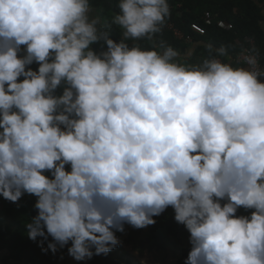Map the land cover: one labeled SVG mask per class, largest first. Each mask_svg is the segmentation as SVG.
<instances>
[{"label": "clouds", "instance_id": "9594fccd", "mask_svg": "<svg viewBox=\"0 0 264 264\" xmlns=\"http://www.w3.org/2000/svg\"><path fill=\"white\" fill-rule=\"evenodd\" d=\"M118 7L116 41L89 0H0V195L38 197L28 237L50 235L53 253L71 241L77 261L171 206L190 232L185 264H264V69L254 54L190 67L171 46H130L162 30L169 3Z\"/></svg>", "mask_w": 264, "mask_h": 264}, {"label": "trees", "instance_id": "16d2710c", "mask_svg": "<svg viewBox=\"0 0 264 264\" xmlns=\"http://www.w3.org/2000/svg\"><path fill=\"white\" fill-rule=\"evenodd\" d=\"M119 2L120 0H89L90 10L100 17L98 30L109 33L111 38L116 41L123 38V29L112 22L114 16L120 12ZM168 3L170 14L166 18L162 30L152 39H130L128 41L130 46L136 45L142 49H156L157 51H162L163 47L171 46L178 51V56H190L195 62L190 65L191 67L202 65L205 59L218 58L224 61L223 56H215L214 52H209V45L213 50L223 47L226 50V55L235 59L243 47L245 37L253 39L255 45L262 39L263 33L259 25L261 15L256 5L250 0H168ZM235 8L237 11L233 10ZM206 12L210 13L215 21L221 20L231 24L233 29L226 32L218 29L215 24L204 26L203 17ZM192 23L202 25L205 28V35L192 34L190 31ZM168 24L180 31L183 36H191L192 42L186 44L182 40L175 39L172 32L167 29ZM255 47V53L260 56V52L255 50ZM23 48L26 46H20V56H23L21 53ZM91 48L96 51L102 48L105 51L106 45L101 40L93 44ZM190 51H192L191 54ZM260 58L263 59L262 56ZM27 67L38 70L39 64L33 62ZM19 80L22 81L23 77H20ZM62 87L64 90L63 83ZM65 169L70 171V164L65 165ZM44 174L51 176L49 172ZM37 199L38 197L35 195L24 193L18 201L12 202L0 195V264H53L51 260L53 252L48 248L49 243H55L53 238L48 235L47 240L38 237L34 241L28 237L26 225L38 214V210L35 208ZM219 202L223 206L227 199ZM253 211L255 209L239 207L235 215L250 217ZM174 217L175 211L169 206L160 215L153 217L156 221L154 224L144 228H135L131 225L127 230L126 239L134 242L146 234L150 241V247L158 250H164L172 243L183 242L186 249L173 264H185L192 247L190 232ZM125 231L124 226V231H116L115 235H120ZM69 247H71V241L64 247L57 245L55 253L60 256H71L68 252ZM126 256L118 247L106 254H100V257L93 255L88 259L87 264H132Z\"/></svg>", "mask_w": 264, "mask_h": 264}, {"label": "rangeland", "instance_id": "374dc122", "mask_svg": "<svg viewBox=\"0 0 264 264\" xmlns=\"http://www.w3.org/2000/svg\"><path fill=\"white\" fill-rule=\"evenodd\" d=\"M94 50V49H93ZM96 51V50H94ZM104 51L99 48L96 52L100 53ZM22 55H26V48L21 50ZM177 63L185 64L190 66L195 62L192 61L190 56H177L175 58ZM63 92L62 84L56 89L55 94L61 95ZM126 231L120 235H116L120 243L116 245L112 250L120 247V249L127 255L126 258L130 260L132 264H173L178 256L186 249L183 242L172 243L171 246L165 248L164 250L152 249L150 247V241L146 234H143L137 241H128L127 230L130 228V224H124ZM93 253H95V248H92ZM95 255V254H94ZM100 257V254L98 255ZM89 258L81 261L75 260L72 256H60L53 253L51 260L53 264H87Z\"/></svg>", "mask_w": 264, "mask_h": 264}, {"label": "built area", "instance_id": "2783aa9c", "mask_svg": "<svg viewBox=\"0 0 264 264\" xmlns=\"http://www.w3.org/2000/svg\"><path fill=\"white\" fill-rule=\"evenodd\" d=\"M203 24H204V26H211V25L215 24V26L218 29H220L222 31H226V32L231 31L233 29L232 25L225 22V21H221V20L215 21L214 18L212 17V15L208 12H206L204 14ZM167 29L172 32L175 39L182 40L186 44H189L192 42L191 36H183V34L180 31L174 29L171 24H168ZM190 31L192 34H194L196 36H204L205 35V28L202 25H199L197 23H192L190 25ZM243 43H244L243 47L241 48L240 52L237 54V56L235 58L236 63L241 64L243 67H248V65L244 61L243 57L246 54H254V55H256V58H257V61H258L260 68L264 69V59H261L260 56H258V54H256L254 51V40L251 38L245 37L243 39Z\"/></svg>", "mask_w": 264, "mask_h": 264}, {"label": "crops", "instance_id": "0c3cea01", "mask_svg": "<svg viewBox=\"0 0 264 264\" xmlns=\"http://www.w3.org/2000/svg\"><path fill=\"white\" fill-rule=\"evenodd\" d=\"M250 1L256 5L261 15V20L259 22V25H260L263 35H262V39H260L256 45L254 43V47L256 46L255 50H258L260 52V56H262L264 59V0H250ZM233 10L237 11L236 8ZM89 17L90 19L95 18L98 20V24H97V28H98L99 23H100L99 15L95 14L93 11L90 10ZM191 52L192 51H190L189 53L191 54ZM223 58H224V62L232 64L233 67H243L241 64L236 63L235 59H233L230 55L223 56Z\"/></svg>", "mask_w": 264, "mask_h": 264}]
</instances>
